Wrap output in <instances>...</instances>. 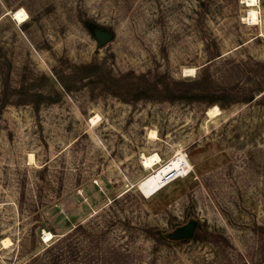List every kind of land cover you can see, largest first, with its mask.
Listing matches in <instances>:
<instances>
[{
  "label": "rangeland",
  "instance_id": "374dc122",
  "mask_svg": "<svg viewBox=\"0 0 264 264\" xmlns=\"http://www.w3.org/2000/svg\"><path fill=\"white\" fill-rule=\"evenodd\" d=\"M18 9L24 22L10 15ZM249 9L244 0H0V68L43 98L0 115V264L36 255L51 264L60 249L61 264H264V95L243 102L261 80L247 59L264 62V0L256 24ZM91 62L98 74L70 81L73 65ZM205 65L214 104L110 93L126 71L191 81ZM212 105L224 112L217 121ZM176 151L188 173L144 196L137 185L152 170L142 154L164 163Z\"/></svg>",
  "mask_w": 264,
  "mask_h": 264
},
{
  "label": "trees",
  "instance_id": "16d2710c",
  "mask_svg": "<svg viewBox=\"0 0 264 264\" xmlns=\"http://www.w3.org/2000/svg\"><path fill=\"white\" fill-rule=\"evenodd\" d=\"M247 60V64L253 65L251 70L260 75V82L259 87L256 89H250L246 93H244L243 102H250L254 99V92L256 91L257 95L263 97L264 95V62L254 60L249 57ZM245 63V62H244ZM207 65L201 68L199 72V76L191 81L188 80H181V79H173L168 77L166 73L157 72L152 75V78H148L146 74H140L138 77L134 76L133 71H126L117 75L115 78L110 79L109 74L106 72L103 75L104 83L109 79L111 82L109 85L111 86L110 93L119 98L122 101L126 102H137L140 100H150L152 95L161 96L162 100H166L169 102L173 101H185V102H194L197 100L204 101L207 105L214 104L218 102V92H215V95H212L209 85L212 83V79L210 77L209 71L205 68ZM100 67L99 65L91 62L85 64H76L72 66V71L70 72L71 82H75L77 80H84L91 78L92 76L98 74ZM42 78L48 81V78L41 74ZM10 73L9 71L0 68V115L5 110L8 105H21L26 103H34L38 104L37 102L42 98L37 94L34 93H23L22 88L14 87L10 82ZM64 89H68L66 83L62 84ZM25 92V91H23ZM33 97V98H32ZM43 99V98H42ZM222 108L225 105L220 104ZM117 199L113 200L115 202ZM83 227L82 224H78L73 228V232H77L81 230ZM68 233L67 235H70ZM66 235V236H67ZM66 236L61 237L53 244H50L44 250L45 253H50L57 247H59L63 243V239ZM70 248V247H69ZM64 258V251L59 250L52 258L51 264H61L62 259ZM42 259L41 255H36L32 257L29 261L25 264H38L39 261Z\"/></svg>",
  "mask_w": 264,
  "mask_h": 264
},
{
  "label": "bare ground",
  "instance_id": "6f19581e",
  "mask_svg": "<svg viewBox=\"0 0 264 264\" xmlns=\"http://www.w3.org/2000/svg\"><path fill=\"white\" fill-rule=\"evenodd\" d=\"M244 3L246 6L250 7L249 21L253 24H256L258 20L256 12L258 0H244ZM10 15L18 22H24L27 18L26 12L23 9L12 11L10 12ZM184 72L194 73L195 68L185 69ZM207 115L210 117V120L217 121L220 116L224 115V112L221 111L217 105H212L208 108ZM96 118L97 117H93L90 120L91 123H94ZM151 135H153V132H151ZM141 162L145 169L152 170V172L142 179L137 185L140 192L146 197L152 196L162 187H164V180L169 173L172 175L183 173L185 175L191 168L188 159L181 151H176V154L164 163H162V160L157 153L151 154L149 156L142 154ZM52 235V233L45 231L43 233V240L47 241L52 237Z\"/></svg>",
  "mask_w": 264,
  "mask_h": 264
},
{
  "label": "water",
  "instance_id": "95a60500",
  "mask_svg": "<svg viewBox=\"0 0 264 264\" xmlns=\"http://www.w3.org/2000/svg\"><path fill=\"white\" fill-rule=\"evenodd\" d=\"M108 39L107 35H102L99 37V41L101 43H105ZM193 231V225L192 224H187L184 228H183V236L186 238H189L191 236V233Z\"/></svg>",
  "mask_w": 264,
  "mask_h": 264
},
{
  "label": "built area",
  "instance_id": "2783aa9c",
  "mask_svg": "<svg viewBox=\"0 0 264 264\" xmlns=\"http://www.w3.org/2000/svg\"><path fill=\"white\" fill-rule=\"evenodd\" d=\"M176 177H178V174L176 175H172L171 173H169L167 176H166V178H165V180H164V185L165 184H167V183H169L170 181H172V180H174Z\"/></svg>",
  "mask_w": 264,
  "mask_h": 264
}]
</instances>
